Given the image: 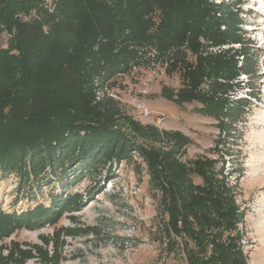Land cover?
<instances>
[{
	"label": "trees",
	"instance_id": "1",
	"mask_svg": "<svg viewBox=\"0 0 264 264\" xmlns=\"http://www.w3.org/2000/svg\"><path fill=\"white\" fill-rule=\"evenodd\" d=\"M55 3L50 12L39 0H0V33L10 35L9 47L0 44L1 178L16 174L19 193L54 181L67 189L84 167L87 172L137 155L161 191L167 258H181L184 264H249L250 255L241 243L246 213L236 203L238 188L215 183L205 159L182 161V152L191 144L182 132L142 124L123 115L118 101L96 98L99 88L133 68L164 67L169 75L179 74L182 86L172 93L164 90L162 96L179 107L201 104L196 112L215 119L224 133L216 148L226 147L258 94L252 82L258 75L259 55L245 37L241 27L245 20L236 4ZM245 87L249 98L237 96ZM139 139L161 141L169 149L145 146ZM226 151L233 155L231 148ZM194 176L202 182L196 183ZM65 205L63 200L57 206ZM41 206L21 214L0 207V240L18 228L51 222L50 212L36 210ZM19 251L27 254L19 257L21 263L11 250L7 258L0 256V264L10 259L23 264L31 256L20 247ZM47 262L58 264L59 258Z\"/></svg>",
	"mask_w": 264,
	"mask_h": 264
},
{
	"label": "rangeland",
	"instance_id": "2",
	"mask_svg": "<svg viewBox=\"0 0 264 264\" xmlns=\"http://www.w3.org/2000/svg\"><path fill=\"white\" fill-rule=\"evenodd\" d=\"M226 1L236 4L240 18L245 20L241 25L245 37L259 55L258 75L252 82L255 91L258 87L257 99H251L245 121L237 123L235 135L226 147L216 148L217 139L224 133L219 131L215 119L196 112L201 104L194 102L179 107L162 96L164 90L172 93L181 88L179 74L169 75L164 67L156 66L154 70L138 69L116 77L109 85L122 99L118 103L123 115L159 130L182 132L191 139V144L182 152L181 160L205 159L210 162L207 173L215 183L238 188L236 203L246 213L241 243L250 255L249 264H264V0ZM39 3L44 6L45 0ZM9 38V33H0V44L9 47ZM241 80L246 82L247 78ZM248 92L245 87L237 96L249 98ZM138 101L147 105L150 112L147 119L141 117ZM139 143L169 149L161 141L139 139ZM229 148L232 156L226 153ZM79 174L80 178L67 189L54 181L40 190L35 187L29 192L27 187L20 193L16 174L4 179L0 175L3 211L21 214L40 204L42 209L36 210L50 212L48 218H53L51 222L48 219L36 224L33 229L18 228L2 238L1 258H7L14 250V258L21 263L19 257L27 254L23 255L20 247L31 253L23 264H50L47 261L57 257L58 264H184L181 258L165 255L159 208L161 191L150 179L140 157L133 155L130 161L102 163L87 172L84 167ZM193 180L202 182L196 176ZM63 200L66 205L58 208ZM13 260L8 264H17Z\"/></svg>",
	"mask_w": 264,
	"mask_h": 264
},
{
	"label": "built area",
	"instance_id": "3",
	"mask_svg": "<svg viewBox=\"0 0 264 264\" xmlns=\"http://www.w3.org/2000/svg\"><path fill=\"white\" fill-rule=\"evenodd\" d=\"M57 0H45L44 7L48 9L50 12L53 11L55 7V2ZM139 68H133L132 71H138ZM141 69V68H140ZM154 70V68H153ZM110 84V83H109ZM109 84H106L104 88H99L97 91V100H103L105 97L113 99L115 101H121L122 99L119 98V95L116 93V91L110 87ZM137 108L140 111V115L142 118L147 119L150 116L149 109L147 105L143 101H138Z\"/></svg>",
	"mask_w": 264,
	"mask_h": 264
}]
</instances>
